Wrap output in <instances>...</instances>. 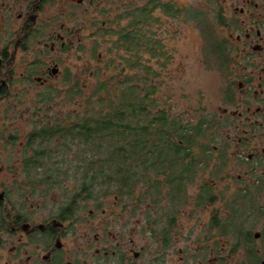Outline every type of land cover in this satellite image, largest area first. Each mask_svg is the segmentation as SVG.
Instances as JSON below:
<instances>
[{"label": "flooded vegetation", "instance_id": "flooded-vegetation-1", "mask_svg": "<svg viewBox=\"0 0 264 264\" xmlns=\"http://www.w3.org/2000/svg\"><path fill=\"white\" fill-rule=\"evenodd\" d=\"M125 1L0 0V264H264V0L200 2L224 66L218 103L193 136L196 193H114L104 203L106 193H51L53 143L84 118L47 108L83 97L84 67L70 58L100 56L101 34L119 32L107 26L119 8L144 23L160 10L154 18H171L178 38L198 9L197 0ZM223 180L233 193L217 191ZM89 199L97 205L87 210Z\"/></svg>", "mask_w": 264, "mask_h": 264}, {"label": "rangeland", "instance_id": "rangeland-1", "mask_svg": "<svg viewBox=\"0 0 264 264\" xmlns=\"http://www.w3.org/2000/svg\"><path fill=\"white\" fill-rule=\"evenodd\" d=\"M201 1L203 0H197L198 9L195 21L192 20L191 24L189 21L187 23L181 21L177 24L182 30L179 38L171 31L175 24L171 18L164 17L166 22L164 20L158 22L154 18L155 16L163 18L160 10H155V16L148 18L146 24L143 23L141 26L147 37L160 40L165 49L160 51L158 47L156 51L158 56L153 57L147 47L140 48L139 56L142 58L144 67H151L152 70L150 75H146V77H149L148 82L142 81L140 85L145 88L149 85H155V93L151 95V98L157 100V106L166 110L171 119L174 117L180 118L181 116L186 124H194L199 119L208 118V114L212 112L214 105L218 103L216 99L219 97L218 93L222 84L221 76L224 65L215 49L216 44H220V37L213 30L215 26L211 28L210 32L206 30L207 23L210 25L214 22L213 13L206 11L203 7L205 3L200 4ZM129 2L131 0L125 1V3ZM136 3L141 5L143 1L137 0ZM200 11H204L203 15ZM108 16L109 14L106 15V17ZM115 18H117V23L114 19L107 22V26L114 29V31L119 30V32L121 29L128 27L134 20V17L126 14V9L123 8L116 11ZM161 23L164 26H161ZM118 33L101 34L98 50L100 56L98 53L85 52L81 54L82 60L80 61L77 60V55L70 58V63L75 64L78 62L80 66L84 67L83 97H75L72 101L58 97L52 102L51 108L47 107L50 109L49 113L52 116L58 115L61 118L70 115L69 119H76L80 116L85 117L87 114H96L101 109L98 98L99 96L104 97L106 93V90L101 92L100 95L96 92L97 85L100 82H106L108 84L107 91L114 92L116 98L119 94L117 86L125 79V75L133 76L141 71L142 76H145L143 68L132 69L131 63H135L138 56L135 59L134 49L126 51L124 48L116 46ZM89 42L91 45V39ZM21 124L26 125L24 122H21ZM62 144L56 145L53 143L57 154L51 158V162L48 161L50 164H48L49 169H47H51V174H53V182L50 183L51 193H78L81 191L85 172L88 168L85 165L84 157L86 155L91 157L89 159L91 162L95 151L92 149L88 151L83 147L78 148L75 144L76 146L71 148L70 152H67ZM44 175L46 174H42L40 178H45ZM235 175L237 176V174ZM151 176L154 177V174H151ZM160 179L163 182L161 191L167 193L171 186L165 177L161 176ZM227 183H229L228 180L218 182L216 185L217 191L225 190L226 193H233L236 186L227 189ZM198 188V185L188 187L191 193H196ZM40 189L48 190L49 185L43 183ZM148 189V184L142 182L136 193H148ZM151 193H154V191ZM114 197V193H106L100 196L99 201L104 203L108 199H114ZM85 205L88 210L91 206L97 205V202L95 199H89L85 200Z\"/></svg>", "mask_w": 264, "mask_h": 264}, {"label": "trees", "instance_id": "trees-1", "mask_svg": "<svg viewBox=\"0 0 264 264\" xmlns=\"http://www.w3.org/2000/svg\"><path fill=\"white\" fill-rule=\"evenodd\" d=\"M143 18L134 16L133 22L120 33L117 46L126 51L134 49L135 59L138 56L135 63L130 62L132 69L143 68L145 76L141 71L125 75L117 86L116 98L114 92L107 91L108 84L100 82L96 92L100 95L106 90V93L98 98L101 107L98 113L85 115L82 122L68 128V133L60 129L67 152L76 145L95 151L91 162V157H84L88 168L80 193H136L142 182L148 184V193H160L161 176L167 179L170 190L183 191L192 182L195 158L200 156L193 154L197 142L193 136L203 132L206 121L202 118L186 124L181 116L171 119L166 110L157 106V100L151 98L155 85L146 88L140 85L142 81L148 82L146 75L152 73L151 67L143 65L140 48L147 47L156 57L160 47L159 40L145 34L141 27Z\"/></svg>", "mask_w": 264, "mask_h": 264}]
</instances>
